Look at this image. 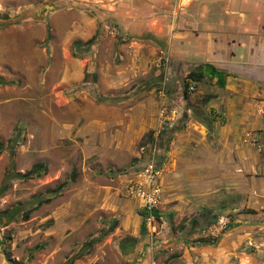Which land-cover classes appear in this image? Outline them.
Segmentation results:
<instances>
[{"label": "rangeland", "instance_id": "rangeland-1", "mask_svg": "<svg viewBox=\"0 0 264 264\" xmlns=\"http://www.w3.org/2000/svg\"><path fill=\"white\" fill-rule=\"evenodd\" d=\"M171 3L0 0V264H202L201 255H208L200 244L211 243L212 236L202 232L215 223V214L206 211L202 218L209 223L188 229L186 217L167 220L162 194L149 216L124 193L128 179L149 161L165 185L170 134L161 121L167 120L155 117L165 130L161 141L151 139L145 122L142 139L136 142L133 134L144 113H159V90L168 94L180 86L183 93L187 84V95L200 103L192 107L193 116L209 124L205 99L212 97L211 85L220 88L206 64L202 80L192 81L196 68L189 62L171 66L156 44V52L121 48L145 41L137 30L123 31L120 16L133 11L139 29L142 21L151 22L152 7L162 17V5L171 11ZM110 27L118 35L105 31ZM93 31L96 38L86 46L83 39ZM243 142L261 150L264 162V139ZM170 185L181 191L185 179ZM220 214L231 219L235 211ZM220 235L214 236L216 246L230 237ZM131 238L135 248L123 255L119 243Z\"/></svg>", "mask_w": 264, "mask_h": 264}, {"label": "crops", "instance_id": "crops-1", "mask_svg": "<svg viewBox=\"0 0 264 264\" xmlns=\"http://www.w3.org/2000/svg\"><path fill=\"white\" fill-rule=\"evenodd\" d=\"M170 1L174 4L171 3V11L169 4L162 5L165 10L161 17L155 15L152 7L151 22L142 23L141 19L139 29L134 27L135 21L130 16L133 11L120 16L126 27H122L123 31L129 35L138 31L145 41L144 45L131 41L121 48L148 47L155 52L161 48L171 66L177 68L188 62L193 69L202 64L212 65L223 74L224 85L220 88L211 85L212 97L205 100L210 125L193 116L192 107L200 103L192 100V93L184 95L179 86L163 99L157 96L159 113L156 110L152 117L151 113H144L143 122L135 124L140 131L133 133L134 139L136 142L142 139L145 122L151 139L161 141L165 130L159 129L157 115L167 120L161 121L163 126L168 125L170 134L164 154V187L160 178L162 207L170 213L167 220L172 215L179 219L186 217L190 229L196 223L197 226L209 223L202 218L206 211L217 219L222 217L220 212L235 211L222 231H211L217 219L204 228L202 233L211 235L213 241L208 243L200 238L203 240L200 247L208 252L201 255L200 263L264 264V162L260 159L261 150L243 142L264 139V0ZM94 37L93 31L83 39L84 43ZM216 82L213 78L212 83ZM197 93L202 94L199 88ZM172 103H176L175 107ZM219 115L224 117L222 122ZM145 150L141 144L139 152ZM181 179H185L181 191L169 190L171 181ZM169 226L173 228L171 223ZM224 232H229L230 237L224 235L225 244L216 246L214 236H222ZM238 246L241 253L235 250ZM220 249L223 254H219ZM138 264H149V260Z\"/></svg>", "mask_w": 264, "mask_h": 264}, {"label": "built area", "instance_id": "built-area-1", "mask_svg": "<svg viewBox=\"0 0 264 264\" xmlns=\"http://www.w3.org/2000/svg\"><path fill=\"white\" fill-rule=\"evenodd\" d=\"M105 31L112 35H118L115 27L106 28ZM192 89L190 88L189 90ZM159 95L164 98V90H159ZM160 175V171L149 161L134 173L133 178L130 179L124 190L125 196L133 201L136 207L147 212L149 216L158 209L161 203ZM229 221L230 219L227 217L218 218L211 231H222L229 224Z\"/></svg>", "mask_w": 264, "mask_h": 264}, {"label": "trees", "instance_id": "trees-1", "mask_svg": "<svg viewBox=\"0 0 264 264\" xmlns=\"http://www.w3.org/2000/svg\"><path fill=\"white\" fill-rule=\"evenodd\" d=\"M95 38H96V37H94V38L88 40L87 42H85V45H86V46H90V45L94 42ZM78 45H79V44L76 43V46H78ZM205 67L208 68L209 76L212 77V78H216V79H217V83H218V85H219L220 87H223V85H224L223 74L220 73V72H218L215 68H213L212 65L207 64ZM196 70H197L196 74H193L192 72L190 73V75H189V79H191L192 81H198V82H199V81H201L202 78L204 77V69H203V66H202V65H201V66H197V67H196ZM183 94H184V95H187V84H184ZM207 99H209V96H207V98H206L205 100H207ZM0 149H1V148H0ZM0 151H1V150H0ZM62 187H63V186H59L58 189L61 190ZM146 214H147V212H146ZM146 214H145V215H146ZM145 215L142 214L143 217H145ZM148 215H149V214H148ZM146 217H147V215H146ZM116 224H117V222L115 221V222H114V225L112 226L111 229H114V228L116 227ZM14 264H15V263H14Z\"/></svg>", "mask_w": 264, "mask_h": 264}, {"label": "water", "instance_id": "water-1", "mask_svg": "<svg viewBox=\"0 0 264 264\" xmlns=\"http://www.w3.org/2000/svg\"><path fill=\"white\" fill-rule=\"evenodd\" d=\"M136 245V240L131 238L127 241H120L119 249L123 255H128L133 252Z\"/></svg>", "mask_w": 264, "mask_h": 264}]
</instances>
